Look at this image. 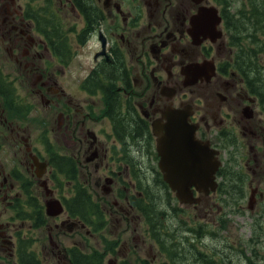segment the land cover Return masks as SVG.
<instances>
[{"label": "flooded vegetation", "instance_id": "flooded-vegetation-1", "mask_svg": "<svg viewBox=\"0 0 264 264\" xmlns=\"http://www.w3.org/2000/svg\"><path fill=\"white\" fill-rule=\"evenodd\" d=\"M258 4L0 0V62L11 61L15 71L5 74L0 63V264L32 258L50 264L32 249L46 238L56 261L72 264L51 231L75 227L86 235L106 229L109 237L101 232L100 249L94 250L103 264H131L126 233L138 254L155 260L152 251L162 255L169 237H154L149 221L168 222V210L180 205L160 167L182 153L175 141L218 162L222 197L244 198L249 191L256 200L259 191L257 200L263 198L260 180L250 173L264 170V119L254 109L264 107V93L243 84L249 80L242 70L262 72L243 51L253 46ZM16 81L25 87L23 95ZM254 123L258 129L251 130ZM247 130L249 147L237 142ZM233 138L234 146L227 142ZM242 147L248 151L238 152ZM239 160L252 170L243 173ZM67 182L76 187L63 197ZM79 191L90 206L83 218L66 205L78 202ZM203 198L182 205L202 207L206 221L210 195L202 203ZM49 201H60L62 211L48 214ZM26 224L28 233L39 236L24 233ZM146 237L153 242L147 244ZM243 252L230 250L226 257L238 264ZM251 253L246 264L264 263L257 250Z\"/></svg>", "mask_w": 264, "mask_h": 264}, {"label": "rangeland", "instance_id": "rangeland-1", "mask_svg": "<svg viewBox=\"0 0 264 264\" xmlns=\"http://www.w3.org/2000/svg\"><path fill=\"white\" fill-rule=\"evenodd\" d=\"M259 2L263 5L264 0H258V3ZM252 25L254 26V30H252L251 36L253 37L250 42L253 43V46L250 47L246 45L243 51L248 55L250 60L254 61V64H256L258 66V69H260L262 72H251L247 71L245 68H242L249 80L248 84L246 83V81H244L243 84L247 86V88L251 86L253 87V89H259L260 92L264 93V30H261L259 28V22H256L255 19L253 20ZM256 41H258V46ZM250 48L252 49V52L251 54H248ZM4 62L5 63L0 62L3 65L4 73H8L11 76L12 73L15 72L13 64L8 60H5ZM240 76L242 75L240 74ZM10 78L12 79L13 77ZM15 84L17 89H19L20 93L23 95V89L25 87L20 86L19 82L17 83V81L15 82ZM25 85L26 83H24V86ZM248 93L251 94L250 92ZM252 94L255 95L254 92ZM254 109H256L257 111V117L264 119V107L262 106V104L260 103L257 107H254ZM255 129H258V126L254 123V126L251 128V130ZM245 133V135H242L240 132L238 133L240 135V138L237 139V142H245V145L249 147L252 144V142H250L251 133L249 132V130H247ZM227 142H232V146H234L235 144L234 138L229 139ZM247 147L240 148L238 152L245 153V151H248ZM228 152L226 150V153ZM244 163V161L239 160V169H244L243 173L250 172L252 169L245 168ZM88 174L89 173L84 174V178H87ZM250 178H254L255 182L257 180H260V187L263 188L264 191V170H262L259 174L256 171L250 173ZM250 181L252 183L254 182L253 180ZM74 182L79 184V178H76ZM74 182L71 184L67 182L65 184L63 197L69 195V187L73 186ZM89 185L90 187H92V182H90V180ZM94 191L98 192L96 189ZM258 192L256 194V200H254V198H251V196L250 198L248 197L250 195L249 191L246 193L244 198H234L233 196L228 197L230 196V194H227V197H222V189H220L218 190V192L210 194V201L207 205H209L211 212L208 213L206 217H204L206 221L202 219V216L204 214V210L202 209V207L199 206L198 209H193L192 206L174 204L172 206L175 209L168 210L170 212V214L168 215V222H165V220H159L155 221L154 223L155 225H159L160 228H163L162 233L167 232V234H164V236H168L169 238L167 239L170 240L169 242H166L164 246L171 247L170 243H174L173 251L176 253L175 259H177V264H204L200 257L196 258V254L198 253H201L203 255V258H211L215 264H233V262H230V260L226 257L227 253L230 250H244L243 255L238 253L240 261L237 259L236 260L238 261V264H246L244 258L253 256V254L251 253L252 250H257V252L264 257V201L262 202V200L264 199V192L263 198L257 200ZM222 200H226V202L222 203ZM232 201L237 202L236 205H234ZM160 207H163V205H160ZM168 208L170 209V207ZM227 218L228 221H225V219ZM54 222L55 221H50L52 225L54 224ZM56 222L59 223V221ZM23 231L24 233H28L27 224ZM101 232H103L104 234L107 233L105 228H103ZM101 232H98L95 235L92 233H88L86 235L84 230L75 227L71 230L63 229L62 232L52 230L51 236L54 239L57 236L56 239L63 247H67V250L70 249L69 246L77 245L81 250L92 253L95 249H100V247L96 246V241L100 240V238L103 237ZM33 233L35 234V237H37L39 236L40 231ZM124 235V240L130 243L128 244L130 246V250L127 253V257L129 259L128 263L142 264L140 260L144 259H146L148 264L168 263V256L165 253L160 255L157 252L156 254L155 249L152 251L153 254L155 253V260H153L154 263H152L153 261L151 260L153 257L149 259L143 254H138V248H133V244L130 241L131 235L129 233H126ZM105 236L109 237L108 234H105ZM252 239L257 241L253 242ZM146 240L147 244L153 242V240L147 239V237ZM186 241L190 242L194 246V248L196 249L195 253L191 248H189V243H186ZM44 243L45 244L42 245L40 242H35L32 247V249H34V251L36 250L38 253L39 251H41L38 257L42 258V261L50 262V264H63L62 261H60V263L57 262L56 256L48 250L49 243L47 238L44 240ZM61 245L60 247H62ZM54 253L57 254V250H55ZM99 253H102V251L99 250ZM241 258H243V260Z\"/></svg>", "mask_w": 264, "mask_h": 264}, {"label": "water", "instance_id": "water-1", "mask_svg": "<svg viewBox=\"0 0 264 264\" xmlns=\"http://www.w3.org/2000/svg\"><path fill=\"white\" fill-rule=\"evenodd\" d=\"M174 144L182 150V153L174 154L172 159H164L162 163L166 167H163L162 163H160L164 174L163 179L174 191L180 203L192 204L194 202H200L210 191L214 192L216 189L215 172L218 167V162L213 157L203 158L197 152L191 153L187 149H182L183 146L177 141ZM162 146L164 144H161L160 139H158L157 148L160 149ZM206 151L208 150H205V153ZM191 186L203 192L204 195L201 198L199 196L195 197L190 188ZM46 206L47 213L52 216L59 214L63 209L60 201H49L46 203Z\"/></svg>", "mask_w": 264, "mask_h": 264}, {"label": "trees", "instance_id": "trees-1", "mask_svg": "<svg viewBox=\"0 0 264 264\" xmlns=\"http://www.w3.org/2000/svg\"><path fill=\"white\" fill-rule=\"evenodd\" d=\"M258 10L260 11V13L257 17H255V20L257 22H259V28L261 30H264V3L262 5L259 2ZM75 201H78V202L76 204L74 202V204L72 205L68 200H66L67 209H69V210L73 209L74 212L79 210L78 212H80L81 217L83 218L87 214V208L90 207L88 205V198H86L84 195V191L78 192V196L75 198ZM155 201H157L158 204L161 203V200L158 198H156ZM149 222H151L149 225L152 226V229L150 230V232L153 234L154 237H156L155 236L156 232H158V233L163 232V228H160L157 225L154 226L155 221H149ZM159 229H161V231ZM162 234H167V232L162 233ZM169 240L170 239L164 238V243L162 242V251L169 258L168 263H165V264H177V259H175L176 253L173 251L174 243L173 242L170 243L171 247H165L164 246L166 242H169ZM252 241L256 242L257 240L252 239ZM186 243H189V246H190L189 248H191L195 253L196 249L194 248V246L190 242L186 241ZM68 251L70 253V259H71L72 264H103L102 256L98 255L97 253L83 252L77 246L71 247ZM197 257H200V259L202 260V262H204V264H215L211 258H206V257L203 258V255L201 253L196 254V258ZM33 259L34 258H32V260H30V261L22 262L21 264H41L38 261H36L35 259L34 260Z\"/></svg>", "mask_w": 264, "mask_h": 264}]
</instances>
